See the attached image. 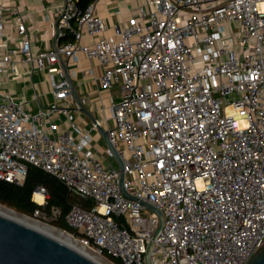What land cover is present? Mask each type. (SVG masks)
Listing matches in <instances>:
<instances>
[{
  "label": "built area",
  "instance_id": "obj_1",
  "mask_svg": "<svg viewBox=\"0 0 264 264\" xmlns=\"http://www.w3.org/2000/svg\"><path fill=\"white\" fill-rule=\"evenodd\" d=\"M97 2L81 11L65 0L52 49L35 53L24 33L0 59V71L14 73L17 54L46 71L54 97L36 112L0 98V179L21 185L33 165L93 200L89 209L73 205L66 219L102 258L146 264L160 226L149 204L163 215L151 264H248L264 245V0H147L110 33ZM80 54L102 66L98 78L86 71L99 89L120 88L93 129L113 122L108 154L121 168L96 157L69 108L86 103L67 68ZM37 192L44 205L45 188Z\"/></svg>",
  "mask_w": 264,
  "mask_h": 264
},
{
  "label": "crops",
  "instance_id": "obj_2",
  "mask_svg": "<svg viewBox=\"0 0 264 264\" xmlns=\"http://www.w3.org/2000/svg\"><path fill=\"white\" fill-rule=\"evenodd\" d=\"M147 0H98L96 12L100 15L107 27L108 32L114 25L130 24L137 18L138 8L146 4ZM65 0H0L3 7L0 19V32L3 35V44L0 46V59L9 50H16L24 33H28L32 48L35 53L50 50L54 47L53 24L59 16V9ZM21 19V22L18 19ZM82 43H92V38L84 37ZM16 71L11 73L7 68L0 71V98L2 95H10L13 99L24 104L25 109L36 112L39 108H47L54 100L51 85L46 71H39L28 63H23L21 55H14ZM92 67L96 77L103 74V68L96 59L88 60L83 54L79 55L77 63L70 61L68 69L74 71L71 82L78 98H85L86 103L78 108V102L69 105L74 114L80 130L89 133L91 146L97 158L106 166L112 165L111 156L107 154L109 148L107 139H104L100 128L107 132L108 126L103 123L98 129H93V119L103 121L110 115L109 105L112 101L121 98L118 85L111 89H99L98 83L86 74ZM58 78V77H57ZM93 118V119H92ZM58 119V118H57ZM58 130L67 125V119L60 117ZM107 140V141H106ZM117 163L120 161L115 157ZM120 167V166H119Z\"/></svg>",
  "mask_w": 264,
  "mask_h": 264
},
{
  "label": "water",
  "instance_id": "obj_3",
  "mask_svg": "<svg viewBox=\"0 0 264 264\" xmlns=\"http://www.w3.org/2000/svg\"><path fill=\"white\" fill-rule=\"evenodd\" d=\"M93 121L95 120L93 119ZM100 131L104 139H107V132L103 131L102 128H100ZM107 144L109 148L112 149L109 141H107ZM119 166L121 168V164ZM146 205L147 207L157 212L160 218V226L154 234L152 241L149 243L147 252L145 254L146 264H151V252L153 243L157 238L160 230L162 229L163 215L159 210L153 208L149 204ZM7 208L10 210H14L10 207ZM22 215L31 218L27 215ZM0 264L97 263L82 255L70 246L50 237L49 235L37 229H34L33 227L24 225L0 215ZM248 264H264V245L252 256Z\"/></svg>",
  "mask_w": 264,
  "mask_h": 264
},
{
  "label": "trees",
  "instance_id": "obj_4",
  "mask_svg": "<svg viewBox=\"0 0 264 264\" xmlns=\"http://www.w3.org/2000/svg\"><path fill=\"white\" fill-rule=\"evenodd\" d=\"M74 1L81 11H85L95 0ZM72 40L74 37L69 35L64 41ZM38 187H44L47 192L45 205H40L34 200L33 196ZM0 204L29 217H36V211L44 213L53 226L68 231L78 238L80 233L68 224L66 217L73 205L89 209L94 205V201L76 196L57 177L29 165L26 179L21 185L0 179ZM52 209L60 212L55 218H52ZM104 257L114 264H122L118 258L107 255Z\"/></svg>",
  "mask_w": 264,
  "mask_h": 264
},
{
  "label": "bare ground",
  "instance_id": "obj_5",
  "mask_svg": "<svg viewBox=\"0 0 264 264\" xmlns=\"http://www.w3.org/2000/svg\"><path fill=\"white\" fill-rule=\"evenodd\" d=\"M34 200L37 203L42 204L44 201V197L40 193L37 192L34 194ZM0 215L3 217H6L8 219L17 221L19 223H22L24 225L33 227L34 229H37V230L49 235L50 237H52V238H54V239H56V240H58L64 244L70 246L71 248L75 249L76 251H78L82 255L86 256L87 258L91 259L92 261H94L97 264H110L104 258L100 257L99 255L94 253L92 250L81 245L78 241L67 236L65 233H63V232H61L55 228L44 226V225L36 222L34 219L25 217L21 213H18L14 210H10L1 204H0Z\"/></svg>",
  "mask_w": 264,
  "mask_h": 264
},
{
  "label": "rangeland",
  "instance_id": "obj_6",
  "mask_svg": "<svg viewBox=\"0 0 264 264\" xmlns=\"http://www.w3.org/2000/svg\"><path fill=\"white\" fill-rule=\"evenodd\" d=\"M75 123H76V125H78V123H77V121L75 120ZM78 127H79V125H78ZM107 154H108V150H107ZM111 159V162H113V167H115V168H119V164L117 163V161L115 160V159H112V157L110 158ZM34 197V196H33ZM45 202H46V199H45ZM44 202V203H45ZM46 204V203H45ZM44 204V205H45ZM31 218H34V219H36L35 221L36 222H38V223H40V224H42V225H44V226H47V227H50L51 226V228H55V229H57V230H59V231H61V232H63V233H65L67 236H69V237H71V238H73V239H77L72 233H70V232H68V231H65V230H63V229H60V228H57V227H55V226H53L50 222H49V218H47V219H41V218H37V217H31ZM77 241V240H76ZM107 262H109L110 264H114V263H112V262H110L108 259H106L105 257H103Z\"/></svg>",
  "mask_w": 264,
  "mask_h": 264
}]
</instances>
